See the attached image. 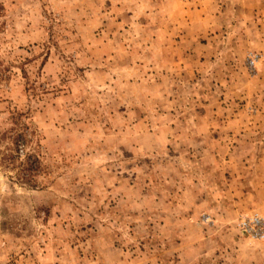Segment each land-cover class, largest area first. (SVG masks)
<instances>
[{
	"label": "rangeland",
	"instance_id": "obj_1",
	"mask_svg": "<svg viewBox=\"0 0 264 264\" xmlns=\"http://www.w3.org/2000/svg\"><path fill=\"white\" fill-rule=\"evenodd\" d=\"M262 1L0 0V264H264Z\"/></svg>",
	"mask_w": 264,
	"mask_h": 264
},
{
	"label": "built area",
	"instance_id": "obj_2",
	"mask_svg": "<svg viewBox=\"0 0 264 264\" xmlns=\"http://www.w3.org/2000/svg\"><path fill=\"white\" fill-rule=\"evenodd\" d=\"M256 57V54H250L248 58L250 64L253 65L255 63ZM239 226L245 235H249L258 241L264 239V217L252 214L247 218L241 219Z\"/></svg>",
	"mask_w": 264,
	"mask_h": 264
},
{
	"label": "crops",
	"instance_id": "obj_3",
	"mask_svg": "<svg viewBox=\"0 0 264 264\" xmlns=\"http://www.w3.org/2000/svg\"><path fill=\"white\" fill-rule=\"evenodd\" d=\"M253 9H254V11H257V13L260 10L261 15L264 16V0L262 2H260V3H257V6L255 8H253ZM258 14H257V16H258ZM263 19H264V17H263Z\"/></svg>",
	"mask_w": 264,
	"mask_h": 264
}]
</instances>
